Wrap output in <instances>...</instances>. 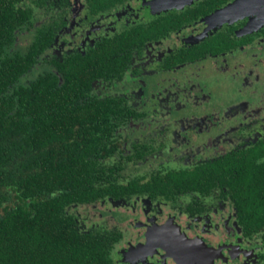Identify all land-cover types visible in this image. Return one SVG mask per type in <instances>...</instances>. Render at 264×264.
<instances>
[{
  "label": "flooded vegetation",
  "instance_id": "flooded-vegetation-1",
  "mask_svg": "<svg viewBox=\"0 0 264 264\" xmlns=\"http://www.w3.org/2000/svg\"><path fill=\"white\" fill-rule=\"evenodd\" d=\"M12 1L49 39L29 77L81 74L48 143L71 231L113 264H264V0Z\"/></svg>",
  "mask_w": 264,
  "mask_h": 264
},
{
  "label": "trees",
  "instance_id": "trees-1",
  "mask_svg": "<svg viewBox=\"0 0 264 264\" xmlns=\"http://www.w3.org/2000/svg\"><path fill=\"white\" fill-rule=\"evenodd\" d=\"M30 13L0 0V264H113L109 251L73 233L63 215L62 206L76 201V164L73 157L57 163L48 143L78 113L71 101L82 98L81 74L29 77L49 43L42 30L17 41L33 24Z\"/></svg>",
  "mask_w": 264,
  "mask_h": 264
},
{
  "label": "rangeland",
  "instance_id": "rangeland-1",
  "mask_svg": "<svg viewBox=\"0 0 264 264\" xmlns=\"http://www.w3.org/2000/svg\"><path fill=\"white\" fill-rule=\"evenodd\" d=\"M27 42H28V41H27ZM21 43L24 44V43H25V40L22 39V42H21Z\"/></svg>",
  "mask_w": 264,
  "mask_h": 264
}]
</instances>
